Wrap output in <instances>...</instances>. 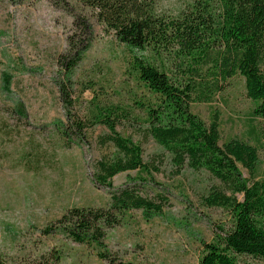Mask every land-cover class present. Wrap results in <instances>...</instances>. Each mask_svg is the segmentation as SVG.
I'll return each instance as SVG.
<instances>
[{"label": "rangeland", "instance_id": "1", "mask_svg": "<svg viewBox=\"0 0 264 264\" xmlns=\"http://www.w3.org/2000/svg\"><path fill=\"white\" fill-rule=\"evenodd\" d=\"M67 1L69 6L62 0H0V260L5 262L33 260L54 250L62 256L59 264H111L98 256L96 245L75 242L61 232H41L72 207L110 206L109 188L94 178L98 161L118 153L105 125L91 126L82 142L73 132V142H68L55 124L67 123L55 79L61 76L58 57L68 51V36L73 33L77 43H89L73 71L75 116L88 123L98 105L111 104L142 116L140 103L155 101L131 74L126 46L104 30L92 8ZM187 2L168 0L166 5L177 9ZM76 15L86 17L92 30H76ZM4 72L13 76L10 92L3 85ZM18 103L25 115L16 111ZM254 108L241 76L211 103L191 106L206 122L214 111L220 113L221 143L239 138L258 148L254 174L240 165L251 180L264 178V119L254 115ZM135 127L127 122L117 129L141 144L146 161L165 152ZM161 167L143 174V184L134 183L137 170L112 179L114 188L134 184L145 196L168 199L162 215L146 219L142 210H128L107 230L105 248L116 264H199L203 242L213 241L221 226L232 223L227 209L204 203L211 188H223L209 171L187 166L176 172L168 158ZM237 257L239 264H261L247 255Z\"/></svg>", "mask_w": 264, "mask_h": 264}, {"label": "trees", "instance_id": "2", "mask_svg": "<svg viewBox=\"0 0 264 264\" xmlns=\"http://www.w3.org/2000/svg\"><path fill=\"white\" fill-rule=\"evenodd\" d=\"M62 1L69 6L67 0ZM76 1L92 8L104 30L126 46L131 74L155 101L140 103L142 116L120 104L98 105L88 123L75 116L73 71L89 43L81 45L73 33L68 36V51L58 57L61 76L55 79L67 123L55 124L62 127L68 142H73V132L82 142L91 126L105 125L107 139L118 153L98 161L94 178L109 188L110 206L72 207L41 232H61L75 242L96 245L101 259L116 264L105 248L107 230L119 224L120 214L128 210L140 209L146 219L162 215L168 199L145 196L134 184L114 188L112 179L137 170L134 183L143 184V174L160 172L168 158L176 172L187 166L206 169L223 185L211 188L204 203L227 209L232 223L228 228L221 226L213 241L203 242L199 264H239L238 255L264 264V178L251 180L240 168L256 172L258 148L239 138L221 143L220 113L214 111L206 122L191 110L195 103H211L233 78L241 76L247 96L255 102L254 115L264 119V0H188L177 9L167 7L168 0ZM73 25L79 31L92 30L86 17L76 15ZM2 80L10 92L13 76L4 72ZM16 111L25 115L23 103L17 104ZM127 122L136 124L137 134L154 139L165 152L146 161L141 144L117 129ZM61 257L51 250L33 260H0V264H59Z\"/></svg>", "mask_w": 264, "mask_h": 264}]
</instances>
